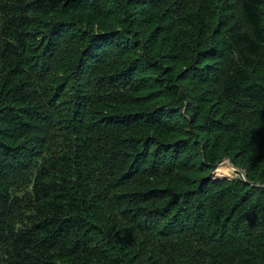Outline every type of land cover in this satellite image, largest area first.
Returning <instances> with one entry per match:
<instances>
[{
    "label": "trees",
    "instance_id": "16d2710c",
    "mask_svg": "<svg viewBox=\"0 0 264 264\" xmlns=\"http://www.w3.org/2000/svg\"><path fill=\"white\" fill-rule=\"evenodd\" d=\"M106 37L132 50L116 72L127 89L87 64ZM59 42L71 47L61 66ZM88 74L82 95L66 93ZM185 80L212 86L215 112L202 98L181 112ZM153 102L135 123L119 115ZM135 125L150 133L133 138ZM226 139L242 179L211 176ZM189 179L195 192L178 195ZM147 211L159 227L138 229L162 262L111 219ZM169 262L264 264V0H0V264Z\"/></svg>",
    "mask_w": 264,
    "mask_h": 264
},
{
    "label": "rangeland",
    "instance_id": "374dc122",
    "mask_svg": "<svg viewBox=\"0 0 264 264\" xmlns=\"http://www.w3.org/2000/svg\"><path fill=\"white\" fill-rule=\"evenodd\" d=\"M99 22H101L100 24H102L100 26L103 27L102 19H99ZM86 28H88V27H86ZM88 30L91 31V29H89V28H88ZM95 31L96 30L94 29L93 32H95ZM76 35H78V34H75L74 36L71 37V42L74 41V42L79 44V42L76 39L77 38ZM99 40L101 42L100 46L98 45L100 48H99L97 54H95L96 56L92 57L93 59H90V57H87V61H88L87 64H89L90 68L94 67L93 65L99 66L101 75L102 76H107L108 75L107 78L103 77V82L107 85V87L108 86L110 87V86H113V85H117V86H120V88L127 89V86L125 84L126 83L125 81H126L127 77L124 76V75H116L117 74L116 72L122 71L123 68L125 67V64L127 63V61H130L129 56L131 55L130 54L131 51H132L131 48L127 47L126 49H124L126 47V44H124V42H120L115 37H112V38L106 37L104 39L100 38ZM114 41H117V43L120 44L119 50L115 48V46H117V45H115V46L113 45ZM58 45H59V47H58L57 52H56V57H57V59L59 61L58 65L60 64V66H61V65H64L66 63V61H67V59L69 57L68 55L71 52V47H68L66 45L65 46H61V43L58 44ZM75 46L78 48L77 44H75ZM77 48H75V49H77ZM63 50H68L69 52H67L66 54L62 55ZM60 52H61V54H60ZM65 56H67V57H65ZM69 60H71V58ZM103 63H107V64H104V66H103ZM73 66H75V64L71 65L66 71H62L58 67H55L54 71H55V73H56V75L58 77H60L61 75L62 76H66V77H71V73L73 72ZM88 76H89V74L87 76L83 75V77H81V81L78 82V81L75 80L74 82H72V86H68V88H66V93L72 91L74 89V86H75L76 89H77L76 92L81 91V95H82L83 92L86 91L85 90V86H86L85 78H86V80H88ZM116 76H118L119 79ZM108 77H111V78H108ZM142 79H145V78H142ZM131 81L134 84H138L136 76H133L131 78ZM179 85H181V87L179 89L182 92L181 101H179V102L181 104H183V105H178L177 107L181 109V112L184 111V107H183L184 104H185V107L188 104L189 106L194 108L195 111H197L199 109L198 106L200 105V103L197 100L199 98H202V100L204 101L203 103H205L204 104V106L206 107L205 109L206 110L210 109V111L207 114H212L213 112H215L216 107H214L213 105H211V103L208 102L210 100L209 99V96H210L209 90H211L212 86L209 87V85H206V84H204V85H202V84L192 85L188 80H185V81L181 82V84H179ZM145 88L146 87L144 86L139 91L134 92L132 94L133 95H142V93L147 91V89H145ZM153 88H155V87H153ZM188 94L191 95V98H189V99H188V96H189ZM70 98H71V96H70ZM71 99H73V98H71ZM156 103L157 102H155V103L153 102V103H151L149 105H147V104H135V105L130 104V105H127L128 107L120 108V110H122V111L118 110L119 111V115H125L127 118H129V119L126 120L127 123L128 122H134L135 123V121H133V119H132L133 114L137 113V111L142 112V110H144V109L147 110L149 107L153 106ZM69 104H71L70 106L72 107L73 106L72 105L73 104V100H72V102H69ZM90 108L93 109L96 112H99L98 113V118H101V116L103 114H101L100 110H102V108H100V106H97L96 102H91ZM131 113H133V114H131ZM64 115L66 116L67 114H64ZM155 115L156 114L151 116V114H150L149 117L154 119ZM63 119H64V117L62 119H59V123H62ZM132 131H133V132H131L132 137L133 138H137V139H143V137H142L143 134H147L148 135L150 133V132H148L147 128H145L144 126L143 127L139 126V125H135V128ZM194 135H195V139H197V141H199V140L201 141L202 135L199 134L200 135L199 136L196 133ZM149 138H152V137H149ZM227 139H228V137H227ZM227 139L225 140V142L221 143L219 148H221V150L223 149L224 151H226L228 153V155H225V156L221 157L219 161L218 160L215 161L216 166L214 167V170L212 171L211 176L213 178L215 177V178H219V179H221V178L225 179V178H228V177H234V178H241L242 179V178L245 177L243 168L241 169V167H238L236 162H234L235 160L233 159L234 160L233 161L231 159V157H234L233 155H235V154H234V152L232 150H229V148H227L228 147L227 146ZM185 147L183 148V150L185 149ZM90 148L91 149H89V150H91V153L93 155L94 165H96V167H98V170H99V172H97V174H95L94 181H96L97 184H102L103 180L101 179V176H103V172H104V169H103L104 168L103 167L104 155L101 156L98 153L99 149L96 148V146H92L91 145ZM186 149L184 151L181 150L182 151L181 153L186 152V153H190V154H187L186 156H182L181 158H183V159H186V158L188 159L187 156L191 155V151L190 150H186ZM181 153H180V155H181ZM151 158H152L151 156L147 157L148 161ZM102 169H103V171L100 172ZM183 177L187 178L186 175H184ZM193 177L196 178L195 174H193ZM165 179H167V178H165ZM196 183L197 182H195L193 180V181L190 182V187H182V186L179 185L178 187L175 188V192H177L178 195H180V196H184V194H186L187 189L190 192H195V190H196L195 184ZM131 188H135L133 190H136V187L134 185H131L130 187L119 188V189L125 190V191H129ZM187 196H189V195L187 194ZM104 209H107L108 211H111V209L120 210L119 205L118 206H110L109 208L104 206L103 213H104ZM128 209H129V206H128ZM146 214H147L146 217L138 215L137 216V220L135 219V220H132V221L126 215H125V217L112 216L111 219H113L114 222L117 223L118 227H119V225L123 226V228H122L123 234L128 235V233H129V235L132 238H134V239L135 238H137L138 240L142 239L143 245L145 246V248L148 249L146 257L152 252V254H153L152 257L156 258L160 262L165 261V259H163V258L161 259L160 256L166 255V254L164 252L163 253L162 252L158 253V252L151 251L152 249H154L153 246H151V244H150L153 240L148 235L147 236L141 235V231H140L141 229L140 230L138 229V228H141L140 227L141 225H145L146 227L148 225V227H150L151 230L154 227H155V229L159 227V226L157 227L156 224H155V221H154L155 217L154 216L151 217L150 214H149V211H147ZM133 224H134V227H133ZM147 240H150L151 242L148 241V243H147ZM192 243H193V240H192ZM199 245L200 244L197 243L196 245H194V247H196V249H199V248H201ZM164 251L167 252L166 249H164ZM158 255H159V257H158ZM172 258H174V257H172ZM180 261L183 262V260H181V259H180ZM92 264H94V263H92ZM167 264H172V263L169 262Z\"/></svg>",
    "mask_w": 264,
    "mask_h": 264
}]
</instances>
